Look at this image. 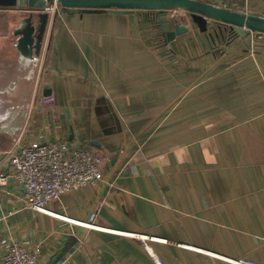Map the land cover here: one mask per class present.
Returning a JSON list of instances; mask_svg holds the SVG:
<instances>
[{
	"label": "crops",
	"instance_id": "crops-1",
	"mask_svg": "<svg viewBox=\"0 0 264 264\" xmlns=\"http://www.w3.org/2000/svg\"><path fill=\"white\" fill-rule=\"evenodd\" d=\"M202 1L264 17V0ZM24 10L0 8V159L15 138L108 156L103 182L48 209L157 240L38 213L11 181L0 263L20 242L42 246L41 264H264V37L210 20L168 42L171 11L60 7L30 63L14 48ZM46 91L52 107L39 104Z\"/></svg>",
	"mask_w": 264,
	"mask_h": 264
},
{
	"label": "built area",
	"instance_id": "built-area-1",
	"mask_svg": "<svg viewBox=\"0 0 264 264\" xmlns=\"http://www.w3.org/2000/svg\"><path fill=\"white\" fill-rule=\"evenodd\" d=\"M60 7L59 0H52L44 7L43 12L56 15ZM171 12V19L175 25L188 30L192 27L193 23L188 13L182 10ZM39 104L44 107H52L54 98L44 96L40 99ZM109 161L108 156L87 149L71 148L66 142L31 141L23 143L19 138H15L8 155L4 160L0 159V202L1 194L5 188L11 181H15L23 191L26 207L86 230L138 239L148 249V242L157 239L98 226L95 223L96 214H92L87 221H75L48 209L51 202L60 200L67 193L96 186L103 182L104 168ZM6 218L7 215L0 211V223ZM43 258L41 245L28 248L20 242H14L7 249L0 264H41ZM224 260L230 264H259L253 260ZM157 264L164 263L157 260Z\"/></svg>",
	"mask_w": 264,
	"mask_h": 264
},
{
	"label": "water",
	"instance_id": "water-1",
	"mask_svg": "<svg viewBox=\"0 0 264 264\" xmlns=\"http://www.w3.org/2000/svg\"><path fill=\"white\" fill-rule=\"evenodd\" d=\"M52 0H0V8H23L25 15L14 29L15 46L23 61L38 62L50 15L43 12L44 7ZM61 7L67 11L78 12H120L134 14L138 11L166 14L182 10L189 14L192 23L202 33L208 31L210 20L231 26L239 35L255 34L264 36V17L248 15L221 7L202 0H59ZM187 28L175 25L174 31L166 33L168 42L177 35L184 34ZM46 96L50 91L44 93Z\"/></svg>",
	"mask_w": 264,
	"mask_h": 264
},
{
	"label": "trees",
	"instance_id": "trees-1",
	"mask_svg": "<svg viewBox=\"0 0 264 264\" xmlns=\"http://www.w3.org/2000/svg\"><path fill=\"white\" fill-rule=\"evenodd\" d=\"M55 29H56V26H55ZM264 37V36H263ZM262 38V37H261Z\"/></svg>",
	"mask_w": 264,
	"mask_h": 264
},
{
	"label": "bare ground",
	"instance_id": "bare-ground-1",
	"mask_svg": "<svg viewBox=\"0 0 264 264\" xmlns=\"http://www.w3.org/2000/svg\"><path fill=\"white\" fill-rule=\"evenodd\" d=\"M20 124V123H19Z\"/></svg>",
	"mask_w": 264,
	"mask_h": 264
}]
</instances>
